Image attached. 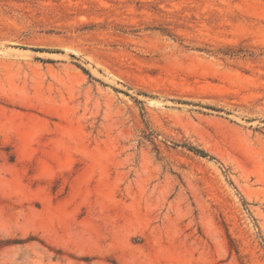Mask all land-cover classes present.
<instances>
[{
	"label": "rangeland",
	"instance_id": "374dc122",
	"mask_svg": "<svg viewBox=\"0 0 264 264\" xmlns=\"http://www.w3.org/2000/svg\"><path fill=\"white\" fill-rule=\"evenodd\" d=\"M0 264H264V0H0Z\"/></svg>",
	"mask_w": 264,
	"mask_h": 264
},
{
	"label": "trees",
	"instance_id": "16d2710c",
	"mask_svg": "<svg viewBox=\"0 0 264 264\" xmlns=\"http://www.w3.org/2000/svg\"><path fill=\"white\" fill-rule=\"evenodd\" d=\"M83 69H84V68H83ZM84 70H86V69H84ZM190 148H191L192 150L196 151L197 153L203 155V156L208 155V153H206L204 150L198 149V148H196V147H190Z\"/></svg>",
	"mask_w": 264,
	"mask_h": 264
}]
</instances>
